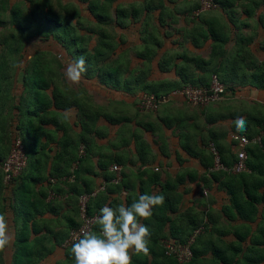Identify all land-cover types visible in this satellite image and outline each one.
I'll return each mask as SVG.
<instances>
[{"label":"crops","instance_id":"obj_1","mask_svg":"<svg viewBox=\"0 0 264 264\" xmlns=\"http://www.w3.org/2000/svg\"><path fill=\"white\" fill-rule=\"evenodd\" d=\"M20 1L26 4L23 10ZM45 4L51 6L53 16L75 27L76 35L84 38L83 48L97 58L82 78L84 86L77 88L70 85L61 65L58 83L68 98L78 102L77 107L55 110L61 126H44L51 138L40 140L45 147L33 155L31 167L27 164L9 183L0 178V214L14 233L0 262H12L16 237L28 213L27 243L42 252L37 264H75L71 247L62 245L80 223L78 196L91 191L96 196L89 208L96 217L105 205L130 206L143 194L169 199L170 206L165 200L153 209L151 218L140 219L152 233L150 251L149 255L133 252L132 261L147 264L154 260L151 249L157 254L166 244L188 240L193 231H199L200 239L225 245L235 241L231 229L246 228L252 235L264 225V201L255 202L256 214L249 221L229 212L222 179L207 175L201 157L205 140L216 141L225 155L243 150L247 156L246 149L255 145L242 147L230 136L238 133L234 124L238 116L247 121L250 115L264 117V0H219L215 10L200 17L192 15L196 0H6L2 18L10 21L9 11L18 9L21 19L31 20ZM6 28L0 27V33L7 35L11 27L5 34ZM35 30L11 32L18 41L50 39L68 62L76 59L75 42L60 45L51 35L37 36ZM215 73L226 87L216 104L198 107L172 98L155 111L138 105L140 94L198 86ZM86 82L95 86L90 89ZM69 109L73 111L66 118ZM5 114L0 112V126H5ZM63 133L68 136L65 141H61ZM60 144L64 150L58 156ZM80 146L85 154L75 167L74 179L51 176L52 171L74 169ZM113 165L121 168L117 186L112 182ZM263 192L264 185L256 194ZM96 229L100 231L97 224ZM212 229L216 233L210 236ZM212 258L208 248L200 255L205 263Z\"/></svg>","mask_w":264,"mask_h":264},{"label":"trees","instance_id":"obj_2","mask_svg":"<svg viewBox=\"0 0 264 264\" xmlns=\"http://www.w3.org/2000/svg\"><path fill=\"white\" fill-rule=\"evenodd\" d=\"M5 1L6 0H0V27H5L6 24H9L11 29L19 34H23L27 29L29 30L36 27L34 33L37 36L47 38L51 35L60 45L65 44V46H69L75 42L78 49L76 50L78 54L76 58L84 56L87 61V69L90 71L93 58L95 57L96 60L97 56L93 54L89 55L85 48H83L84 46H82V43L84 42V38L76 35L75 27L72 26L68 20H63L60 16L52 15L51 6L45 4L43 7H39L38 14L34 13L31 20L25 19L24 16L21 19V14L18 13V9H11L9 11L10 21H8V23L2 18L3 12L6 9ZM216 1L219 4V0ZM44 7H47L50 13L44 12ZM89 9L92 11L91 3H89ZM198 17H200V15ZM0 37V46L2 47L0 48V112H6L5 116H7V118H5L7 124L5 123V126H0V178L3 179L1 166L10 152L13 143L12 139L14 140L17 137L21 140L25 156L28 159L26 162L27 166L29 161H33V155H35L37 151H42L45 147V144H42L40 140L45 138L47 141L51 138L50 132H48L44 126L53 125L56 129L61 126L55 110H64L70 105L77 107L78 102L68 98L62 86L59 85L58 81L62 80V74L60 73L61 63L55 56H52L50 59L48 52H44V54L35 52L28 63L20 69V73L12 78L8 70L10 67L9 61H11V54L19 50V47H15L17 46L18 38H15V34L11 31L7 35L0 34ZM67 50H69V47H67ZM53 66H56L57 69ZM215 75H217L219 80L223 83L219 75L216 73ZM209 82L210 78L208 82L197 84V87H208ZM184 86L185 85H179L167 91H149L145 93H152L159 96ZM12 89L16 90L17 93L13 94L11 91ZM8 121H11V125H8ZM247 122V130L238 132L236 135H244L251 138L263 133L260 145L250 146L246 149L247 156L245 165L247 171L231 173L227 170L216 169L214 156L209 149L210 144H213L218 150L219 161L226 169H230L233 166L237 160V155L236 153H228L225 155L219 147V144L214 140H205V150H201V157L207 175L214 177L216 180L222 179L220 181V187L226 191L230 199L229 212L234 211L241 219L249 221L252 220L256 214L255 202L264 201V192L263 194H256L257 190L264 185V179L261 177L264 176V117L254 118L250 115ZM7 126L13 129L11 133ZM256 126H258V129L255 128ZM61 128L63 129V127ZM11 135L12 137H10ZM62 137L61 141H65L68 136H65L63 133ZM71 141L72 139L70 142ZM79 142L82 143V140L78 139L77 143ZM60 145L62 150L58 156L63 155L62 152L64 150L63 144ZM205 160L207 163H205ZM74 161L75 157H73V162ZM67 171H60L57 174L52 171L50 174L60 179L61 177L71 175V172L68 173ZM74 173L75 168L73 169V174ZM40 175L41 174L38 173V176ZM257 175H259V177ZM112 178H114L113 173ZM120 182L116 184V186L120 185ZM87 193H92V191ZM95 196L92 199H94ZM92 199H89L86 205L87 215L90 216L93 214L89 208V202ZM165 200L167 202L166 207L170 206V204H168L169 199L165 197ZM170 209L173 210V208ZM29 216L28 213H25L23 229L16 237L12 264H37L40 260L42 252H38L39 248L36 249L35 246L27 243L26 226ZM262 218L264 219V210ZM91 231L99 233L96 229V223H94ZM213 233H216L215 229L209 231L210 236ZM230 233L234 236L235 241L225 245H216L211 242L209 238L208 240L206 238L200 239L197 235L190 246L192 257L188 262L183 264H260L264 261V225L259 227L252 235H250V231L246 228H244V230L234 228L231 229ZM249 235L250 237L248 238ZM187 241L188 240H183L179 243H185ZM247 241L248 243L246 244ZM206 248L210 249L213 256L209 263L200 260V255ZM151 253L154 257L151 264H179L174 257L165 255L164 248H161V251L157 254L151 249ZM158 256L162 259L156 260L155 257L157 258ZM1 263L2 261L0 264ZM132 264L147 263L136 259L132 261Z\"/></svg>","mask_w":264,"mask_h":264},{"label":"clouds","instance_id":"obj_3","mask_svg":"<svg viewBox=\"0 0 264 264\" xmlns=\"http://www.w3.org/2000/svg\"><path fill=\"white\" fill-rule=\"evenodd\" d=\"M87 61L84 56L77 57L68 64L66 78L78 84L87 72ZM72 109L66 111L70 118ZM236 130H246L247 120L238 116L234 121ZM165 197L162 194H143L133 200L130 206L123 204L112 208L107 205L100 209L95 217L99 233L86 228L80 230L71 246L75 264H132V253L149 255L151 231L140 219L148 220L153 216V209L162 206ZM139 218V219H138ZM14 233L4 214H0V254L6 253L12 246Z\"/></svg>","mask_w":264,"mask_h":264},{"label":"built area","instance_id":"obj_4","mask_svg":"<svg viewBox=\"0 0 264 264\" xmlns=\"http://www.w3.org/2000/svg\"><path fill=\"white\" fill-rule=\"evenodd\" d=\"M197 9L194 11L193 16L198 17L201 14L215 10L219 5L216 0H197ZM225 93V87L219 80L217 75L210 77L208 87H197V86H184L179 89L172 90L171 92L156 96L152 93H144L139 98V107L145 111H155L159 108L162 103L167 102L172 98L181 99L190 105L203 107L206 105L214 104L222 99ZM168 97L166 100L165 97ZM263 133L248 138L244 135L232 134L230 140L237 145L242 147L251 144L260 145ZM210 152L214 156V164L216 169L227 170L231 173H240L247 171L245 165L246 155L243 150L236 152L237 160L230 169H226L219 161L218 150L213 144L209 145ZM84 147L80 146L78 150L77 160L74 163V167L77 166L78 162L84 157ZM27 157L25 156L24 147L19 138L13 140L10 152L7 158L2 163L3 180L9 183L14 178L18 177L26 166ZM110 171L114 174L112 182L118 184L121 181V168L118 165H113ZM74 179L73 173L69 177H62V181H72ZM95 193H83L78 198V213L80 217V225L70 231L67 238L63 242V247L67 248L72 246L75 238L80 235V230L86 228L92 230L95 223L96 215H87L86 205ZM199 231H194L185 243H170L164 246L165 255L174 257L179 264L188 262L192 257L190 246L194 242Z\"/></svg>","mask_w":264,"mask_h":264},{"label":"rangeland","instance_id":"obj_5","mask_svg":"<svg viewBox=\"0 0 264 264\" xmlns=\"http://www.w3.org/2000/svg\"><path fill=\"white\" fill-rule=\"evenodd\" d=\"M197 1V0H196ZM19 4H20V7H21V9L23 10L24 8H26V4H25V2H23V1H20L19 2ZM197 5H198V1H197ZM196 10V9H195ZM194 10V11H195ZM194 13V12H193ZM207 13V12H206ZM193 15V14H192ZM201 15H203V14H201ZM200 15V16H201ZM6 26L8 27V28H6V29H4V31H3V33H7V31H8V29H9V25H7L6 24ZM10 31H11V29H10ZM1 34V33H0ZM1 35H3V34H1ZM1 38V37H0ZM25 40V39H24ZM24 40H22L21 38H19V41H18V44H17V46H15V47H19V50L18 51H16V53H12L11 54V58H10V60L11 61H9L10 62V67H9V72H10V74H11V76H12V78L13 77H15V75H17V74H19L20 73V69L22 68V67H24L27 63H28V61L32 58V56L35 54V52H39V53H43L44 54V52H47L48 51V53H49V58L51 59V57L52 56H55L56 57V59L61 63V65H63V72H64V74L66 73V68H67V66H68V64L70 63V62H68L66 59H65V55H64V53H63V51L61 50V48H60V46L57 44V43H55V42H53L52 40H47V39H42V38H32V39H30V40H26V41H24ZM0 48H2L1 46H0ZM51 51L52 52H54L55 54H52L51 53ZM45 57V56H44ZM55 69H57V67L56 66H53ZM62 69H60V73H62ZM62 75H63V73H62ZM66 76V75H65ZM69 83H70V85L71 86H73V87H79V85H83V79L80 81V83H82V84H80V83H78V84H73V83H71L70 81H68ZM87 84H88V86L90 87V89H92L95 85H94V83L93 82H86ZM84 86V85H83ZM12 91V93L14 94V93H17V91L16 90H11ZM19 92V91H18ZM144 94V93H143ZM141 95L142 94H140V97H141ZM97 96H100L99 94H97ZM96 97V96H95ZM139 97V98H140ZM97 98H99V97H96V99ZM173 99H177V98H173ZM177 100H180V101H182L181 99H177ZM221 100H219L218 102H220ZM218 102H216V103H218ZM183 103H185V102H183ZM216 103H214V104H216ZM138 105H139V99H138ZM190 105V104H189ZM161 106V105H160ZM159 106V107H160ZM194 106V105H193ZM199 107V106H198ZM11 121H8V125H11V123H10ZM6 124H7V122H5ZM10 123V124H9ZM7 128L10 130V133L13 131V129L11 130V128H10V126H7ZM10 137H12V135L10 136ZM26 143V142H25ZM27 161H28V159H27ZM31 165H32V163H31V161H29L28 162V166L29 167H31ZM74 165H72V167H73ZM75 168V167H74ZM72 169V168H71ZM70 172H71V174L73 173V169L72 170H70ZM74 175V174H73ZM1 264H3V263H1ZM10 264H12V262L10 263Z\"/></svg>","mask_w":264,"mask_h":264},{"label":"water","instance_id":"obj_6","mask_svg":"<svg viewBox=\"0 0 264 264\" xmlns=\"http://www.w3.org/2000/svg\"><path fill=\"white\" fill-rule=\"evenodd\" d=\"M165 99L167 100V99H168V97L166 96V97H165Z\"/></svg>","mask_w":264,"mask_h":264}]
</instances>
